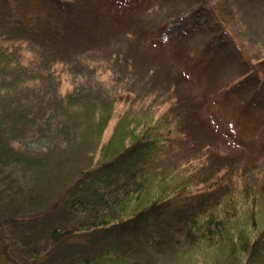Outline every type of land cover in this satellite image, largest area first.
Returning a JSON list of instances; mask_svg holds the SVG:
<instances>
[{
  "label": "trees",
  "instance_id": "trees-1",
  "mask_svg": "<svg viewBox=\"0 0 264 264\" xmlns=\"http://www.w3.org/2000/svg\"><path fill=\"white\" fill-rule=\"evenodd\" d=\"M37 1L19 2L25 8L29 2L39 4ZM91 1L79 6L74 0H40L46 27L42 31H47L48 42H42L40 28L27 24L16 26L17 31L21 29L39 38L44 46V58L36 60L34 65H25L20 61L22 56L10 58L6 50H0V117L8 112L15 115L12 129L19 142L39 133L44 134L45 141L39 147L29 144L25 147V144L15 148L19 154L12 157L10 148L0 143V164L13 162L29 177L26 185L22 183L23 189L27 187L23 191L24 208L21 212L10 209L11 219L4 220L39 228L47 237L39 248L16 236L21 240L18 244L13 240L15 229L13 232L10 229L7 235H0L4 245L0 256L9 264H264V175L261 171L260 180L258 175L254 180L256 166L262 159L242 162L235 153L230 160L225 156H206L211 163L207 169L198 170L194 176H183V181L182 174L177 173L172 183L166 182L170 180L169 171H161L159 167L168 146H177L180 142L191 154L202 149L189 138V125L201 128L207 124L199 120L201 98L205 97L203 101L214 106V99L229 94L238 75L250 77L255 91L264 88V57L248 54L229 28L227 17L239 14V10L228 7L234 0H187L189 9L200 7L208 13L209 27L196 26L173 35L164 31L168 24L164 28L144 29L148 40L141 48L146 50L151 42L152 53L156 55V51L174 45L185 55L179 64L165 57H153L155 64L144 65L143 76L137 82L147 89L151 86L146 93L153 99L149 105L151 114L143 112L141 117L129 118L124 112L118 113L115 129L105 142L101 137L115 114V99L128 100L132 91L121 88L118 96L110 97L101 83L98 88L104 96L90 101L89 88L83 86L84 82L77 87L74 82L72 90L62 95L58 91L59 80L51 70L65 63V50L72 52L68 50H78L76 45H83L81 38L93 46L117 36L118 32L111 33L101 21H109L111 13L118 17V11L105 12V7L104 10L98 7L103 0ZM168 1L173 0H150V4H158L161 12ZM244 1L256 9L264 6V0ZM140 2L127 5L119 12L132 18L133 7L141 6ZM95 7L99 11L96 20H92L87 13ZM1 18L0 25H4ZM126 24L132 27V23ZM86 26L98 31L94 36L101 41L94 42L89 35L81 33ZM73 28L77 35L73 34ZM125 28L123 24L119 31ZM102 34L108 39H101ZM223 34L232 38L233 48H228L221 39ZM73 39L77 41L75 44ZM103 45L100 47L104 50ZM192 53L198 58L190 57ZM113 56L106 58L110 66L126 73L131 71V60L119 57L112 60ZM159 68L164 74L163 80L153 82L148 75L158 72ZM228 72L237 78L230 79L223 87L217 85L220 81L216 79L221 80ZM209 76L215 80L210 87ZM39 82L45 84L40 86ZM182 88L188 92L183 93ZM161 96L171 101L170 108L156 116L154 105ZM236 103L244 107L242 113L249 110L247 101ZM35 105L39 106L36 110ZM3 149L9 150L7 154ZM38 149L46 151L45 159L40 154H28ZM25 150L26 154L22 152ZM95 155L98 159L93 161L90 156ZM181 160L184 166L190 163L186 155ZM69 176L67 182L65 178ZM57 190L56 198L47 202ZM240 195L250 208L246 214L238 211ZM56 215L58 224L55 221L47 224ZM70 219L71 225H68ZM27 232L30 233V228ZM75 236H89L86 240L90 246L68 243Z\"/></svg>",
  "mask_w": 264,
  "mask_h": 264
},
{
  "label": "rangeland",
  "instance_id": "rangeland-1",
  "mask_svg": "<svg viewBox=\"0 0 264 264\" xmlns=\"http://www.w3.org/2000/svg\"><path fill=\"white\" fill-rule=\"evenodd\" d=\"M19 1L20 0H0V16L2 17L1 19L5 21L4 25H0V50H6L10 58L22 56L20 61L25 65L29 63L32 66L36 60L40 61L44 58V46H42L39 38H35L21 29L17 31L16 26L27 24L34 27V29L40 28L41 32H43L42 29L46 28L42 19L44 13L40 7V0L37 1L39 2L37 5L34 2H29L27 4L28 6H25V8H22ZM89 1L91 0H74L79 6L87 5ZM138 1H141V6L133 7L135 14L132 18L125 16V14L122 15V13L119 12H123L127 5L133 6L138 4ZM233 2L230 3L228 7L239 10V14H234L233 18L231 16L227 17L229 28L237 36L236 38L245 46L248 54H251L254 58L264 57V6L261 5L263 8L256 9L251 3H245L244 0H234ZM189 4L187 0H173L159 12L158 4L156 5L155 2L150 4V0H103V3L98 5L99 8L104 10L103 7H105V12L110 9L111 12L118 11L119 13L118 17H114V14L111 13V16L108 17L109 21L106 19L101 21L107 25L106 29L108 31L110 30L111 33L118 32L115 39H108L107 36H103L102 34L101 39L108 40L107 42L101 41L100 37L94 36L98 31L94 30L92 27L86 26L85 30H81L80 32L89 35L94 42L99 40L101 42L92 46L86 42L85 38H81L83 45L77 44L76 48L78 50H68L72 52H67V50H65V63H59L52 67V72L53 70L55 71L52 75L59 80L58 91L62 95L72 90V84L74 82H76L74 83L76 84L75 87H77V84H82L84 82L83 86L89 88L88 94L91 99L90 101L96 100L97 97L99 99L101 96H104L103 91H100L98 88L101 83L104 84V90L107 91L110 97L118 96L121 88L132 91L131 94L128 95V100H124L123 98L118 99V97L115 99V114H113L103 131L101 137L102 142H105L115 129L118 113L121 114L124 112L131 118L133 115L141 117L143 112H151V107H149V105L153 99H150L152 96L149 97L150 95H146V93L150 91L151 86L149 85L147 89L145 86H141L142 83L137 82L140 80L139 77L143 76L144 65L147 66L149 64L150 66L155 64L153 57L163 59L165 57L179 64L181 63L180 60L184 57L183 55H185L180 48L174 45H169L159 52L156 51V55L152 53L151 48L153 45L151 42L148 43L146 50L141 48L143 47L142 43L147 44L146 42L148 40V36L144 33V29L151 26H155L156 28L162 26L161 28H164L165 25L168 24L164 31L169 35H173L177 31L191 29L196 26L209 27L208 23L211 21V18L208 13L200 7L191 10L189 9L190 7H187ZM143 10L147 11L142 13ZM183 10L187 11L183 12ZM98 11L99 9L95 7V10L88 12L87 16L92 20H96ZM177 13L179 14L176 16ZM250 16H253L252 20ZM91 19L89 23H91ZM128 22L132 23V27L126 24ZM123 24L126 26L125 30L119 31L120 26ZM70 28L71 27H69V29ZM80 28H82V26H80ZM95 28L98 29L97 26ZM100 28L103 27L100 26ZM46 32L47 31H44L42 35L38 33L40 38L44 37V40H42L44 43L48 42ZM74 33L77 35L76 29L73 28V34ZM221 39L228 44V48H233L232 38L223 34ZM73 41L74 44L77 42L75 39H73ZM100 44H104V50L100 47ZM76 51H79L78 54H75ZM113 54L112 60L116 57L121 59L128 58L131 60L130 62L133 65L130 66L131 71H129V73H126V71L122 72L120 69L109 65L110 61L106 58H111ZM116 54L119 55L115 56ZM190 57H195L193 59L198 58H196V55L193 53ZM157 61L159 62L160 60ZM148 76L153 78V82H157L159 79L163 80L164 74L161 68H159L158 72H151ZM238 76V78L236 76L234 77V74L232 75L228 72V74L225 73L221 76V80L216 79L220 81L217 85L220 86L221 84V87H223L228 84L230 79L237 78L231 85L229 89L230 92L227 94L228 96H218L214 99V106H211L207 101H203L205 97L200 99L202 103L200 105L199 120L205 121L207 124L201 128H196L193 124L189 125L191 126L189 138L201 145L202 149L199 151L197 150L198 153L193 151V154H191L190 151L188 152L187 149H184L183 144L180 142L177 146H168L165 157L159 163L161 171H169L167 177H170V180L166 182H175V175L177 173L182 174L180 177L182 180L185 179V176L197 175L198 170L207 169L211 163H209L206 156H225L227 160H230V156H233V153L238 154L242 158V162L244 160L248 162L251 160L252 162L254 161L253 158L262 159L263 161L256 166L258 170L256 169L257 172L255 173L254 180L257 175V180L261 177L259 171L264 175V88H261L260 91H255V83L250 77L246 75L243 77L240 75ZM207 79V85L209 87L212 86L215 82L214 77L209 76ZM42 84L45 83L39 82L40 86ZM208 86L206 87L207 89ZM206 88H202V91ZM179 90L181 91V89ZM186 91L185 88H182L183 93ZM203 92L205 93L207 91ZM237 100L247 101L249 110L245 107L247 110L246 113H242L244 107H239L240 105L236 103ZM170 102L171 101H166V99L161 96L154 105L157 106V109H155L156 116L169 110ZM37 105L33 106L34 110L39 108ZM15 118V115L10 112L6 113L3 118L0 117V143L1 146L3 145L7 149L10 148L9 154L11 157L13 154L17 155L18 153L15 148H21L25 144V147H27V144L31 147H39L40 144L45 142L44 134L42 133L26 138L23 140L24 142H19L16 133L12 129ZM120 132L121 130L118 129V133ZM3 151L6 154L8 152L5 149H3ZM37 151L28 154H37L36 156L40 154L43 159L46 158V151L40 149ZM22 152H25L24 154L27 153L26 150ZM55 153L56 157L59 158V154L57 152ZM185 155L189 158L190 163L184 166L181 158ZM91 157L93 161L98 159V155H95L94 158L93 156H90V158ZM238 162L241 163V161ZM175 164H177L176 168H174ZM241 165H243V163ZM21 173L23 174L22 170H20L17 165L15 166L13 162L4 164V166L0 164V235H7L10 229H12V232L15 229L13 232V240L16 243L20 244L19 242L21 240L17 238H21L39 248L47 239L46 234L43 232L41 233L39 228L34 229V227L32 228L31 226H22L23 223H21V221L6 222L8 218L11 219L10 209L14 210L16 208L17 212H21L24 208L23 191L27 189V187L23 189L22 183L26 185V182L29 181V177L27 174L22 175ZM65 179L68 182L70 176ZM58 191L59 190L52 196L48 195L49 198L47 202L56 198ZM238 197V211L240 213L245 212L244 214H246V211H250V208L245 201L242 200V195ZM5 218L6 220H4ZM45 219H43V221ZM47 221L48 219L46 222ZM52 221L58 224L59 216H53L52 220L47 224H51ZM71 221L72 219L69 220L70 224L68 225H71ZM259 221H261L259 222L261 225L263 220L261 219ZM29 228L30 233L27 232ZM25 234L26 236L28 235V239H26ZM87 238H89V236H75L71 238L68 243L72 245L80 244L84 247L86 245V247H89L90 244L86 240ZM3 246V242H1L0 239V248ZM13 252L14 250H12V253ZM0 264L9 263H7L4 256H0Z\"/></svg>",
  "mask_w": 264,
  "mask_h": 264
}]
</instances>
